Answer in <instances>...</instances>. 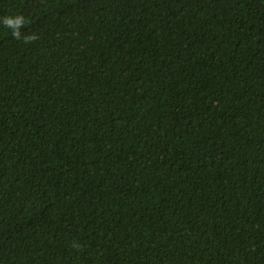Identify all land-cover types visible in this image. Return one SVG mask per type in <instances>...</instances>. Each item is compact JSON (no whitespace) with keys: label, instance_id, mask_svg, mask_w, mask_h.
<instances>
[{"label":"trees","instance_id":"trees-1","mask_svg":"<svg viewBox=\"0 0 264 264\" xmlns=\"http://www.w3.org/2000/svg\"><path fill=\"white\" fill-rule=\"evenodd\" d=\"M0 264H264V0H0Z\"/></svg>","mask_w":264,"mask_h":264},{"label":"clouds","instance_id":"clouds-1","mask_svg":"<svg viewBox=\"0 0 264 264\" xmlns=\"http://www.w3.org/2000/svg\"><path fill=\"white\" fill-rule=\"evenodd\" d=\"M0 24L11 31L12 38L23 40L25 44L37 40L38 34H22L21 29L30 24V20L23 13L9 14L0 17Z\"/></svg>","mask_w":264,"mask_h":264}]
</instances>
